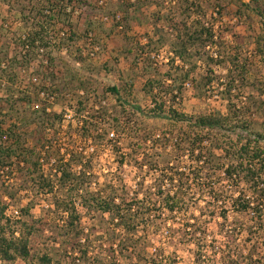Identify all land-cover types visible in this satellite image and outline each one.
<instances>
[{
	"label": "trees",
	"instance_id": "16d2710c",
	"mask_svg": "<svg viewBox=\"0 0 264 264\" xmlns=\"http://www.w3.org/2000/svg\"><path fill=\"white\" fill-rule=\"evenodd\" d=\"M61 1L0 0L9 10L20 12L27 29L24 37L10 32L16 36L15 55H10L9 46H0V80L7 85L6 98L0 100L11 102L17 114H26L18 105L30 97L23 88L15 90L14 97L11 86L16 84L18 70L35 63L39 46H44L49 63L35 72L41 77L38 90L47 96L57 93V99L61 96L58 85L81 93L76 105L81 120L78 139L95 145L109 141L116 168L108 166L103 172L104 187H100V176L92 165L95 149L86 161L84 151L72 146L65 161L62 149L53 146L48 153L58 161L56 171L49 169L43 174L36 149L43 146L48 150L46 144L57 140L56 125L61 120V115L48 112V107L31 112L37 128L30 134L36 140L31 148L26 146L30 136L21 127L13 125L5 131L0 126V173L13 160L24 163L26 167L18 168L19 190L33 193L21 212L26 221L19 236L5 232L12 219L5 217L6 207L0 209V264L29 260L31 239L39 230L44 235L47 228L48 247L38 257V264H117L118 256L130 264H179L176 253L166 255L158 248L175 243L177 237L184 243L183 238L197 240L195 260L204 264L208 235L202 224L209 216L202 219L182 211L190 200L188 192L195 190L205 193L210 199L207 204L229 203L236 212L251 216L253 223L247 231L251 246L247 253L224 251V264H264V82L258 76L264 71V0H104L103 4L100 0H66L78 12L75 22L61 11L47 13ZM224 9L236 19L235 24L228 26L220 20ZM211 12L217 14L214 20H220L218 32L205 23ZM54 18L61 20L59 30L66 35L60 44L72 43L74 30H81L78 32L84 36L75 44L71 64L63 63L60 45L52 42L55 34L48 26ZM238 23L245 27V34L234 30ZM224 33L231 34V39ZM89 39L103 56L104 49L122 47L119 53L132 58L131 63L115 59L113 67L106 63L94 67L83 54ZM249 48L252 51L246 53ZM152 55H161L162 64ZM83 60L89 62L86 68ZM218 68L225 74L221 76ZM112 73L119 84L107 87L103 94L116 105L113 110L103 107L96 111L98 104L93 101L95 107H91L89 103L99 98L96 76ZM188 86L199 101H208L211 93L218 92L226 103L225 112L184 111ZM158 121H164L160 131ZM51 129L52 140H45V131ZM112 130L119 132L117 140ZM214 178L219 181H212ZM225 184L230 196L220 201L217 192H224ZM41 197L51 200L50 209L44 210L46 220L34 215ZM176 214H182L180 221ZM222 216L226 220L227 216ZM90 222L98 227L92 225L87 233ZM94 233L97 238L92 237ZM232 236L227 239L232 241ZM97 240L104 248L100 253Z\"/></svg>",
	"mask_w": 264,
	"mask_h": 264
},
{
	"label": "rangeland",
	"instance_id": "374dc122",
	"mask_svg": "<svg viewBox=\"0 0 264 264\" xmlns=\"http://www.w3.org/2000/svg\"><path fill=\"white\" fill-rule=\"evenodd\" d=\"M41 2V0H39ZM230 3L227 1L225 2V5H229ZM8 4L0 3V35L3 34L4 37H2V42H0V46L2 44L9 46L10 49V55L13 56L16 54V51H18V48L16 47L17 42L15 41V37L10 32H16V34H19V37L22 36L23 33L27 31V29L24 26V22L22 19V15L20 12L16 10H9ZM232 8V7H231ZM229 8V9H231ZM155 8L152 9L154 11ZM218 11H221L220 9H217ZM227 9H224L221 12L220 20L224 24H235L236 19H232L231 16L227 14ZM233 13V10H229ZM64 14L70 15L68 13L62 12ZM71 16V15H70ZM217 14L216 12H211L206 17L205 23L208 25H212L214 29L218 32L219 26H220V20L216 21ZM12 18L14 20H12ZM63 19V18H62ZM12 21V22H11ZM61 21V20H60ZM7 30V34H6ZM73 30V29H72ZM237 33L245 34L246 30L245 27L238 23L237 27L234 29ZM81 32V30H78ZM77 30H74L73 35H76V39L72 43L68 44H60L56 43L57 45H60L59 49L61 50L62 47H65L67 49L66 54L59 55L60 57H65L64 62L66 64H71V58L74 57L76 52V43H78L79 40H82V37L84 38L83 34L79 33ZM140 31V29H139ZM98 31L95 33L97 34ZM100 36L101 34L98 33ZM231 34H225L224 37L227 39H231ZM104 37V35H101ZM63 37V36H62ZM61 37V38H62ZM88 42V41H87ZM9 44V45H8ZM71 44V45H69ZM87 44V43H86ZM122 47L117 48H110L108 50L104 49V56L103 54H98L95 58H92L88 55V51L86 50V46L84 49V55L87 56L88 61L91 63H94V67H97L98 65H102L106 63L109 67H113L115 59L119 60V63L126 62L131 63L132 58H127L121 55L120 50ZM168 49L165 48L164 52H166ZM252 51V48H249L246 50V53H250ZM58 56V57H59ZM153 56V55H152ZM151 56V57H152ZM70 57V58H69ZM61 59V58H59ZM156 63H162V58H159L157 61L154 59ZM253 61H257V59H253ZM83 67L86 68L88 66V61L83 60ZM139 65H142V61H138ZM255 64V63H254ZM46 66L42 62L40 58L37 59L35 63H33L29 68H26L25 70L19 69L18 70V78L16 79V84L11 86L14 90V97L16 96L17 92L15 90H21L20 88H23L26 91V95L30 98H27L26 102H22L18 105L20 109H23V111H27L26 114H17L18 112H15L11 108V102L1 101L0 100V126H3V129L6 131L12 127L13 125H16L17 127H21L22 131L25 132L30 136L32 132H34L36 128V125L32 118L34 116L31 114V112L35 111L37 108H40L42 106L48 107V104H44L42 102L41 98V91L38 90V87L40 88V84L34 85L32 84L31 78L38 75L35 74L38 67ZM66 67L67 65H63ZM70 68H74L73 65L69 66ZM199 67H201V71H204V63H199ZM219 70V68H218ZM221 76L225 74L224 69L217 71ZM259 74V75H258ZM257 75L260 77L261 81L264 82V71L259 72ZM96 75V74H95ZM40 81L41 77L39 76ZM97 82H95L97 85H99L100 90L98 91L99 98H92V100L89 102L91 107L94 106V102L98 104L97 107H95L96 111H100L103 107H110L109 109L113 110L114 105H116V102L113 98L110 96L103 94L104 89H106L109 86L118 85L119 84V78L114 74H108V75H101L96 76ZM223 79V77H222ZM24 84H27L24 87ZM216 84V83H215ZM217 85V84H216ZM58 87L61 90V96L60 98L55 102L54 105H50V110L48 112H54L59 115H61V120L56 125V132L58 135L57 140L51 144H46V146H49V149L46 150L43 146H39L37 150L38 153V163L41 167V172L45 175L49 172V169H55L56 171L58 161L54 156H49L48 151L53 149V146L56 148L62 149L61 153L64 157V160L66 161L69 158V150L73 149L72 146L75 148H78L79 150H83L86 161H88V157L91 155L92 151H96L95 160L92 163L96 171L98 172V175L100 176L99 185L100 187H104L103 181H104V174L103 172H106L108 170V166L112 165V167H115V164L113 162V158L110 152L111 145L109 141L104 142L101 145H95L93 143H83L78 139V133H79V121L80 115H77V101L79 94L78 92H75V90H72V88L63 89L59 85ZM7 85L6 83H3V81L0 80V99L6 98L7 92H6ZM139 97H141V93H139ZM64 96V98H63ZM31 99V102H27ZM94 101V102H93ZM97 101V102H96ZM96 104V105H97ZM143 105H147L145 102H143ZM182 105L184 107V111L188 113H194V114H200L204 113L208 110L213 111L214 109H220L223 112H225V105L226 103L221 99L218 92L211 93V98L208 101H199L196 98L193 97L192 94V87L188 86L185 90L184 96H183V102ZM80 109H83L82 107ZM29 111V112H28ZM101 112V111H100ZM88 113V112H87ZM95 113V112H94ZM68 115V116H65ZM20 115V116H18ZM87 115V114H86ZM264 116V112L262 114ZM261 117V116H260ZM63 121V123H62ZM264 122V120H262ZM26 122V126H22V123ZM159 124L157 126V129L160 131L164 129V121H158ZM62 123V126H61ZM264 125V124H263ZM263 130H264V126ZM110 132H114L113 139L117 140V137L119 136V132L116 130H112ZM121 134V133H120ZM45 140L51 141L52 140V129L45 131ZM52 137V138H51ZM111 137V134H110ZM227 137V136H226ZM233 141H235L236 137L231 135L230 136ZM224 138V136H222ZM113 140V143L115 142ZM264 144V142H263ZM36 145V140L33 138V136L28 137L27 136V144L26 146L28 148H31ZM45 146V147H46ZM47 153V154H46ZM51 157V159H50ZM89 164V162H88ZM26 167L24 163H19L13 160L11 163H9L8 169L4 170L5 172L0 173V209L3 207L5 208V217L12 219V223L10 226L6 227L5 232L7 234L12 235L15 233L16 236H19L21 232L25 230L24 226L22 225L23 222H25V218L22 216V209L25 207L29 199L33 196V193L21 191L19 190L20 185V176L18 172V168ZM127 169V179L128 175L130 174L128 168ZM53 171V172H54ZM212 181H219L218 178L212 179ZM97 187V186H96ZM224 192H217V195H221L222 198H220V201H225L226 197L230 196V187L225 184ZM188 198L190 199L188 202L187 207H185L182 211L184 213H188L190 215H194V217L199 218H205L206 216H209V219L207 220L204 225L202 224V227L204 231H207V241L205 244V247L203 249L204 254L206 255V260L204 264H224L223 262V253L224 251L229 252L230 249H233L234 251H240L243 250L245 253H247L249 247L251 246V243L247 242L248 237V226L251 225L252 219L251 216H249L246 213H238L236 212L229 203L223 204V202H215L212 203L207 202L210 200L208 197L204 196L205 193H199L197 190L195 191H189L188 192ZM42 201L39 200L40 205H37L34 211V215L36 217H42L46 215V212L44 210L50 209L51 200L49 197H41ZM48 199L50 201H48ZM14 210L19 211L18 217H13L12 213ZM223 214L227 216L226 220L223 218ZM182 214H176V216H181ZM182 217V216H181ZM178 217L176 218L179 220ZM44 220L47 219V217L43 218ZM180 221V220H179ZM20 222V223H19ZM95 222H90L88 226L86 227V232L91 229L92 225L93 227H98L94 225ZM42 228V227H41ZM208 228V229H207ZM246 229V230H245ZM223 230V231H221ZM236 230V232H235ZM49 228H47V231L45 234H42V231L39 230L38 234L34 236L31 239V257L29 260H23V259H17L14 264H38V257L41 256L43 252L47 249V237L50 235ZM231 231V232H230ZM227 232H230L226 234ZM238 232V233H237ZM227 235H233V239H227ZM98 233H94L92 235L93 238H97ZM194 238H183L184 242H180L178 240V237L175 241V243H169L167 246H158L159 249L166 252V255H169L171 252L176 253L177 260L179 264H197L196 256H198L199 248L196 245L197 240H193ZM214 239H217V242H214ZM102 243H105L102 240ZM96 251L101 252V249H104L100 247L101 240H97L96 243ZM104 244V245H105ZM108 244V242H107ZM157 245V242L155 243ZM229 246V247H228ZM164 247V248H162ZM155 249V246H154ZM232 252V250H230ZM236 254V253H235ZM117 259L119 260L116 262L117 264H130V260L126 259L124 256H118ZM63 264H69L67 261H63ZM115 264V263H110Z\"/></svg>",
	"mask_w": 264,
	"mask_h": 264
},
{
	"label": "built area",
	"instance_id": "2783aa9c",
	"mask_svg": "<svg viewBox=\"0 0 264 264\" xmlns=\"http://www.w3.org/2000/svg\"><path fill=\"white\" fill-rule=\"evenodd\" d=\"M103 3H104V0H100L99 1V4H103ZM58 11L68 13V14H70L72 16V18H75L76 15L78 14V12L75 11L74 6L71 3H69L68 1H66V0L61 1V2L58 3L57 6H54V7L50 8V10L47 13L48 14H51V13L54 14L55 12H58ZM103 19L107 20V18H105V17ZM12 20H14V19L12 18ZM60 27H61V23L56 18H54L51 21L50 25L48 26L49 31L53 32L55 34V38L52 41L54 44L60 43L61 37L62 36H66L64 33H62L59 30ZM24 36H25V33H23L21 37H24ZM37 45H39V43H37ZM39 47H40V49H39L38 58H40L42 60V62L47 65L49 63V59L46 56V48L44 46H39ZM27 50H28V45L25 46V51H27ZM86 50L88 51V55L90 57H92V58H95L100 53V48L98 47V45L92 43L91 39H89L87 44H86ZM61 53L62 54H66L67 53V49L65 47H62L61 48ZM153 58H155L158 61L159 58H162V56L161 55H153ZM31 80H32V84H34V85H38V84L41 83L39 75H36V76L32 77ZM40 94H41L42 101L47 102L46 103V104H48L47 110L49 111L50 110V105H54L55 102L58 100L57 99V96H58L57 93H54L51 96H47V94H45L44 92H41ZM65 116H68V115L65 114ZM62 123H63V121H62ZM62 123H61V126H62ZM4 138H5V140L7 139L6 136ZM18 215H19V211L18 210H14L13 213H12V216L13 217H18Z\"/></svg>",
	"mask_w": 264,
	"mask_h": 264
},
{
	"label": "crops",
	"instance_id": "0c3cea01",
	"mask_svg": "<svg viewBox=\"0 0 264 264\" xmlns=\"http://www.w3.org/2000/svg\"><path fill=\"white\" fill-rule=\"evenodd\" d=\"M72 21L75 22V18H72Z\"/></svg>",
	"mask_w": 264,
	"mask_h": 264
}]
</instances>
